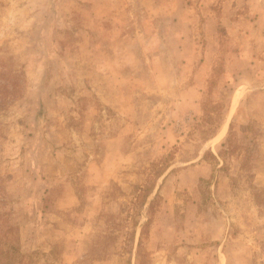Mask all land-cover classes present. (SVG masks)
I'll list each match as a JSON object with an SVG mask.
<instances>
[{"label": "rangeland", "instance_id": "1", "mask_svg": "<svg viewBox=\"0 0 264 264\" xmlns=\"http://www.w3.org/2000/svg\"><path fill=\"white\" fill-rule=\"evenodd\" d=\"M0 264H264V0H0Z\"/></svg>", "mask_w": 264, "mask_h": 264}, {"label": "trees", "instance_id": "2", "mask_svg": "<svg viewBox=\"0 0 264 264\" xmlns=\"http://www.w3.org/2000/svg\"><path fill=\"white\" fill-rule=\"evenodd\" d=\"M214 157V155H212Z\"/></svg>", "mask_w": 264, "mask_h": 264}]
</instances>
